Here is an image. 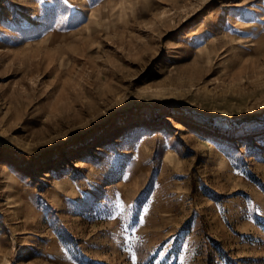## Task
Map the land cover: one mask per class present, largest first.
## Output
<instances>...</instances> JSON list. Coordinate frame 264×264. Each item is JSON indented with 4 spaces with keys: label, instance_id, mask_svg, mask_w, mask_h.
Masks as SVG:
<instances>
[{
    "label": "rangeland",
    "instance_id": "1",
    "mask_svg": "<svg viewBox=\"0 0 264 264\" xmlns=\"http://www.w3.org/2000/svg\"><path fill=\"white\" fill-rule=\"evenodd\" d=\"M0 264H264V0H0Z\"/></svg>",
    "mask_w": 264,
    "mask_h": 264
},
{
    "label": "snow or ice",
    "instance_id": "2",
    "mask_svg": "<svg viewBox=\"0 0 264 264\" xmlns=\"http://www.w3.org/2000/svg\"><path fill=\"white\" fill-rule=\"evenodd\" d=\"M63 2H64L65 4H67V3H68V0H63Z\"/></svg>",
    "mask_w": 264,
    "mask_h": 264
}]
</instances>
